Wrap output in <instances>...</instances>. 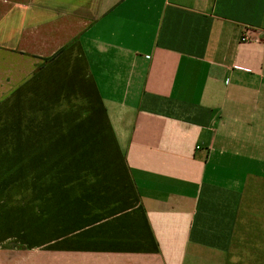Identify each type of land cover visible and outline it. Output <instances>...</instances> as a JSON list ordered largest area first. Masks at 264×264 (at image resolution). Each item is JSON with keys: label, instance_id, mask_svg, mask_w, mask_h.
<instances>
[{"label": "crops", "instance_id": "obj_1", "mask_svg": "<svg viewBox=\"0 0 264 264\" xmlns=\"http://www.w3.org/2000/svg\"><path fill=\"white\" fill-rule=\"evenodd\" d=\"M0 264H264V0H0Z\"/></svg>", "mask_w": 264, "mask_h": 264}, {"label": "rangeland", "instance_id": "obj_2", "mask_svg": "<svg viewBox=\"0 0 264 264\" xmlns=\"http://www.w3.org/2000/svg\"><path fill=\"white\" fill-rule=\"evenodd\" d=\"M16 113H12V116L7 117L8 119H16ZM7 246H16V241L10 239L8 242H6Z\"/></svg>", "mask_w": 264, "mask_h": 264}, {"label": "built area", "instance_id": "obj_3", "mask_svg": "<svg viewBox=\"0 0 264 264\" xmlns=\"http://www.w3.org/2000/svg\"><path fill=\"white\" fill-rule=\"evenodd\" d=\"M248 38H249V32L248 29H245L243 35L240 38V42L245 43L247 42Z\"/></svg>", "mask_w": 264, "mask_h": 264}]
</instances>
